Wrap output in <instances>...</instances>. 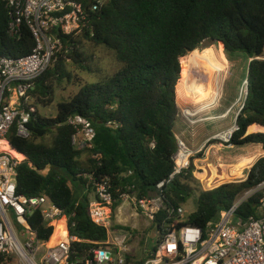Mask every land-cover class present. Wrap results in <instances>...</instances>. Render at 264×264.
I'll return each instance as SVG.
<instances>
[{"label": "trees", "instance_id": "obj_1", "mask_svg": "<svg viewBox=\"0 0 264 264\" xmlns=\"http://www.w3.org/2000/svg\"><path fill=\"white\" fill-rule=\"evenodd\" d=\"M72 1L89 9L92 0ZM8 23L9 10L0 0V54L12 58L29 55L35 47L32 32L24 27L21 38L15 39ZM61 38L62 53L36 82L33 95L37 112L29 124L30 138L18 136L14 128L8 140L28 160L18 168V194L46 195L66 214L75 212L71 233L87 241L76 244L79 254L107 239L106 229L91 219L93 182L85 175H93L96 181L108 177L117 199L122 193L138 198L161 196L166 209L184 206L194 196V189L184 182L194 179L190 172L171 180L178 150L176 89L180 79L181 84L186 82L188 68L182 58L194 55L205 43H221L227 60L237 52L248 55L250 64L242 89L250 94L243 97L236 120L240 130L232 144L261 145L264 150V133L248 135L251 128L264 127V0H106L91 13L80 36ZM84 42L112 51L122 68L112 77L82 86L72 98L57 104L55 118H45L39 109L53 106L58 88L73 78L64 57L87 70L88 60L81 52ZM73 116L92 122L96 130L92 150L78 151L73 146L75 129L67 125ZM49 137L52 140L47 143ZM153 142L155 148L151 147ZM85 152L87 162L80 160ZM46 170L48 173L42 174ZM161 183L164 186L158 188ZM262 183L264 157L249 170L246 181L200 191L197 209L186 224L206 228L230 209L239 195ZM261 197L262 193H257L238 215L259 216ZM119 204L114 205V212ZM165 219L166 210H162L157 229H162ZM32 225L41 238L49 239L53 233L40 219Z\"/></svg>", "mask_w": 264, "mask_h": 264}, {"label": "built area", "instance_id": "obj_2", "mask_svg": "<svg viewBox=\"0 0 264 264\" xmlns=\"http://www.w3.org/2000/svg\"><path fill=\"white\" fill-rule=\"evenodd\" d=\"M4 1L9 10L11 37L20 39L23 28L27 27L33 34L35 47L29 55L20 58L0 54V264H133L129 256L128 234L131 233L117 229L114 224L113 207L117 202L120 204L116 211H122L125 204L130 205L132 216L146 218L155 231L156 248L140 264H264V183L239 195L230 209L222 211L202 229L186 224L188 217L184 206L166 209L163 197L152 195L138 198L135 194L122 193L117 199L108 177L96 181L93 175H85V179L93 182V198L89 205L91 219L106 229L107 239L94 243L95 246L83 255L79 254L76 244L87 241L71 233L75 227V212L66 214L46 195L26 197L18 194V168L28 160L11 146L8 136L15 128L18 136L30 138L29 124L37 112L33 95L36 82L62 53L61 36H80L91 13L98 11L106 0H92L89 9L72 0ZM188 113L182 114L186 130L194 133L196 126L206 119H197ZM67 125L75 129L72 143L78 151L94 148L96 130L90 120L73 116ZM239 130L235 123L197 150L177 135L178 150L173 157L175 169L171 180L190 172L208 191L209 181L204 176L210 167L202 163L203 156L207 155L208 159L212 147L233 148L232 140ZM151 147L155 148V142ZM254 164L246 167L247 172ZM47 173V170L42 172ZM247 177L248 173H243L239 182L246 181ZM163 186L161 183L158 188ZM208 186L210 190L215 188ZM257 193H262L259 216L240 217L241 207ZM162 210H166V219L159 230L156 220ZM39 219L53 228L49 239L41 238L33 227Z\"/></svg>", "mask_w": 264, "mask_h": 264}, {"label": "rangeland", "instance_id": "obj_3", "mask_svg": "<svg viewBox=\"0 0 264 264\" xmlns=\"http://www.w3.org/2000/svg\"><path fill=\"white\" fill-rule=\"evenodd\" d=\"M198 50L199 51L194 55L182 58L183 63L185 62L188 68L185 76V81H188L201 67H208L216 71V73L218 74V77L213 80V88L215 89L217 97L214 101L209 100L208 103L203 105V108L202 106L196 104L193 100L185 98L184 101L180 99V86H178L176 89V103L179 109V116H181L180 120L182 119L184 122L186 121L182 115L183 112L186 111L193 113V115L196 116L197 119L212 118L211 120L214 121L209 122L210 124L208 126L210 131H217L218 128L219 131H227L231 129L232 126L236 123L237 116L239 115L244 105L245 100L243 97L245 96L242 88L246 83V76L248 73L250 59L247 54L243 52H237L231 54V60H225L227 57H225L224 59L220 56V52L222 56L226 55L222 50V44L220 43H205L204 46H202ZM81 52L88 60V63L85 66L87 67V70L85 68H80L79 66L73 64L70 59L64 57V60H66L65 67L67 71L72 74L73 78L71 81L67 80V82H65L58 88L56 93L57 99L53 106L46 109H39L40 115L44 116L45 118H55L57 114V104L59 102L67 101L72 98L78 93L82 86L86 84L97 83L103 81L106 78L112 77L122 68V64L117 59L116 55L112 51L104 47L96 46L90 42H84L81 48ZM179 82L180 85L181 79ZM229 111L230 113H228ZM51 140L52 137H49L46 142L50 143ZM186 142L188 143L187 140ZM198 142L199 143L197 144V146H199V144L201 143V139ZM203 145H201V147ZM209 147L210 144L206 147L205 151ZM212 148L213 151L212 153H210V156H208V159H206L207 155H204V162H202L203 164H206V166L208 165V167H210L209 171H207V178L209 179L208 181L211 185L210 187H213L215 185L239 182L242 174H247L246 167H244L245 170L242 168V171L239 172L221 171L220 176L223 178V182L214 184V181L210 179L211 177H213L215 170L219 167V165H236L239 164L242 159L248 157H255L254 163H256L258 159L264 156L262 150L255 151L250 146H243L240 151H245L249 154L241 157L239 161H226L229 160V156L232 155V153H235L239 148L231 149L225 147L221 148L218 146ZM80 160L83 162H87L88 153L85 152L81 154ZM184 182L189 184L195 191L194 196L188 201L186 205H184L186 216L188 217L196 211V199L200 191L204 190V186H202L201 182L195 178L189 179ZM208 185L206 184V188L207 190H210ZM92 198L93 195H91V199ZM114 224L117 227L120 226L122 230H125L126 228L130 229L127 232L131 233V235L128 234V237L130 239L129 256L132 259L131 263L140 264L142 261L147 259L150 254L153 253L156 248L157 238L155 236V231L152 229L151 222L144 217H141L140 219L133 217L130 205L125 204L122 211L117 209L114 214Z\"/></svg>", "mask_w": 264, "mask_h": 264}, {"label": "bare ground", "instance_id": "obj_4", "mask_svg": "<svg viewBox=\"0 0 264 264\" xmlns=\"http://www.w3.org/2000/svg\"><path fill=\"white\" fill-rule=\"evenodd\" d=\"M217 77H218L217 74H215L212 69H210L208 67H201L188 81L179 85L180 86V94H179L180 99H182L184 101H185V98L189 99V100H193L196 104H198L202 107H203V105L208 103L209 100H211V101L216 100L217 94L215 93V89L213 88V80ZM188 114H193V113H188ZM250 131H251V133L264 132V128L258 125V126L251 128ZM20 158H22V157H20ZM254 159H255V157L244 158V159H242V161L239 164L231 165V166L221 164V165H219L218 168H216L215 173H214L213 177H211L210 180H213L214 184L215 183H222L223 178L220 176L221 171H225V172L242 171V168L244 169V167H247L248 165L253 163L255 161ZM204 177L207 180H209L206 177V175ZM225 181H226V179H225ZM217 186H220V185H215V187H217Z\"/></svg>", "mask_w": 264, "mask_h": 264}, {"label": "crops", "instance_id": "obj_5", "mask_svg": "<svg viewBox=\"0 0 264 264\" xmlns=\"http://www.w3.org/2000/svg\"><path fill=\"white\" fill-rule=\"evenodd\" d=\"M211 49H212V47H211ZM220 56L225 59V57L222 56L221 52H220ZM225 60H227V59H225ZM214 72H215V74H217L216 71H214ZM217 76H218V74H217ZM211 119L212 118H206V120H203L195 128V132L191 133L190 131L185 129L186 128L185 127V122L182 119L180 120V117H179L178 120H177V123H176L175 136H177V135L182 136L185 140L188 141L190 147L193 150H197V149H199L201 147V145L205 144L214 135L222 132V131H219V128H218L217 131H210L209 130V128H208V126L210 124L209 122L214 121V120H211ZM249 134H252V133H248V135ZM197 139H199V140H197ZM200 139H201V143L199 144V146H197V144L199 143L198 141H200ZM247 146L252 147L255 151L262 150V152L264 154V150H263L261 145H254L253 144V145H246L244 147H247ZM237 148H239V149H237ZM241 148H243V146H234L233 148H231V149H237V151L235 153H232V155L229 156V160H226V161H234V162L235 161H239L241 157H244L245 155L249 154L248 152L240 151ZM212 151H213V149L211 150V153H212ZM262 157H264V156H262ZM117 218H118V216H117ZM122 221H123V219H122Z\"/></svg>", "mask_w": 264, "mask_h": 264}, {"label": "water", "instance_id": "obj_6", "mask_svg": "<svg viewBox=\"0 0 264 264\" xmlns=\"http://www.w3.org/2000/svg\"><path fill=\"white\" fill-rule=\"evenodd\" d=\"M221 44V43H220ZM247 94H246V96H249V94H250V92L249 91H245ZM261 127H263V126H261ZM264 128V127H263ZM249 133V132H248ZM262 133H264V132H262ZM221 186V185H220ZM219 187V186H218Z\"/></svg>", "mask_w": 264, "mask_h": 264}, {"label": "flooded vegetation", "instance_id": "obj_7", "mask_svg": "<svg viewBox=\"0 0 264 264\" xmlns=\"http://www.w3.org/2000/svg\"><path fill=\"white\" fill-rule=\"evenodd\" d=\"M246 94H247V93H246V92H244V96H246Z\"/></svg>", "mask_w": 264, "mask_h": 264}, {"label": "clouds", "instance_id": "obj_8", "mask_svg": "<svg viewBox=\"0 0 264 264\" xmlns=\"http://www.w3.org/2000/svg\"><path fill=\"white\" fill-rule=\"evenodd\" d=\"M247 91H249V90L247 89Z\"/></svg>", "mask_w": 264, "mask_h": 264}]
</instances>
